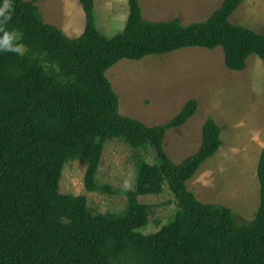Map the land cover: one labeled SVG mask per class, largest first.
I'll list each match as a JSON object with an SVG mask.
<instances>
[{
  "label": "trees",
  "instance_id": "1",
  "mask_svg": "<svg viewBox=\"0 0 264 264\" xmlns=\"http://www.w3.org/2000/svg\"><path fill=\"white\" fill-rule=\"evenodd\" d=\"M85 30L71 39L45 21L39 0H13L6 26L23 33V55L0 52V264H264V149L259 166L260 208L239 225L234 212L205 204L188 181L222 148L221 128L203 126L198 152L175 164L164 149L167 131L185 126L198 111L187 102L164 125L146 126L119 113V97L106 77L124 59L169 54L183 48L221 47L229 70L264 61V33L230 18L245 0H223L209 19L148 21L139 0H127L124 31L107 38L97 26L94 0H79ZM133 150L136 185L121 213L93 214L86 197L63 195L60 182L70 161L86 163L88 192L108 191L97 181L107 141ZM154 151L156 162L147 155ZM168 183L175 218L146 233L157 207L140 196L159 195Z\"/></svg>",
  "mask_w": 264,
  "mask_h": 264
},
{
  "label": "rangeland",
  "instance_id": "2",
  "mask_svg": "<svg viewBox=\"0 0 264 264\" xmlns=\"http://www.w3.org/2000/svg\"><path fill=\"white\" fill-rule=\"evenodd\" d=\"M94 1L101 34L107 38L121 34L129 17L127 0ZM222 1L139 0V3L148 21L180 19L183 25H190L207 21ZM246 2L249 3L243 5ZM244 3L239 16L234 14L230 20L264 33V0ZM37 6L45 21L57 26L67 37L76 38L84 31L85 13L79 0H39ZM224 60L221 47L183 48L141 60H121L107 71L106 77L119 97V113L146 126L167 124L188 101H198L197 113L185 126L167 131L164 149L175 164H181L201 147L207 119L215 120L221 128L223 146L187 185L200 202L230 208L241 225L252 222L260 208L258 168L257 174L254 170L258 156L250 146L264 134V61L253 55L247 69L236 72L229 70ZM256 136L259 137L254 139ZM133 152L121 139L107 141L97 181L108 186L110 192H88L84 184L86 163L70 161L60 182L61 194L86 197L89 210L95 215L121 213L127 205V191L136 185ZM147 159L151 164L156 162L153 150H149ZM139 200L157 207L144 229L146 233L160 231L179 209L168 183L162 194L140 196Z\"/></svg>",
  "mask_w": 264,
  "mask_h": 264
},
{
  "label": "clouds",
  "instance_id": "3",
  "mask_svg": "<svg viewBox=\"0 0 264 264\" xmlns=\"http://www.w3.org/2000/svg\"><path fill=\"white\" fill-rule=\"evenodd\" d=\"M15 12L13 0H0V52H12L23 55V33L9 30L6 26L11 22Z\"/></svg>",
  "mask_w": 264,
  "mask_h": 264
},
{
  "label": "crops",
  "instance_id": "4",
  "mask_svg": "<svg viewBox=\"0 0 264 264\" xmlns=\"http://www.w3.org/2000/svg\"><path fill=\"white\" fill-rule=\"evenodd\" d=\"M249 2H246V3H244L243 5H245V4H248ZM242 5V6H243ZM242 6H240V8L238 9V11L235 13V15H237V16H239V12L243 9L242 8ZM244 7V6H243ZM243 15V14H242ZM240 18V17H239ZM248 19V18H247ZM261 20H262V18H261ZM241 23V22H240ZM241 24H244V23H241ZM262 26V25H261ZM85 30V29H84ZM84 32V31H83ZM82 32V33H83ZM262 32V31H261ZM264 32V31H263ZM79 37V36H78ZM77 38V37H76ZM72 39H74V38H72ZM259 136H256V137H254V139L255 138H258ZM261 138H263V139H261ZM261 138L260 139H258L257 141H253V139H251V143H252V141H253V144H252V146H250V150L252 151V152H255L256 154H257V159H256V166H255V172H256V174H257V163H258V166H259V161H260V157H261V154H262V151H263V149H264V147H262V144H263V142H262V140H264V134L261 136ZM263 148V149H262Z\"/></svg>",
  "mask_w": 264,
  "mask_h": 264
}]
</instances>
